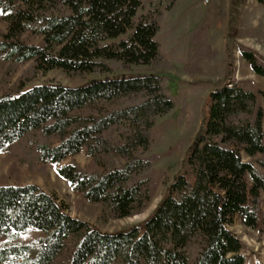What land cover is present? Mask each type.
Returning <instances> with one entry per match:
<instances>
[{
    "label": "trees",
    "instance_id": "1",
    "mask_svg": "<svg viewBox=\"0 0 264 264\" xmlns=\"http://www.w3.org/2000/svg\"><path fill=\"white\" fill-rule=\"evenodd\" d=\"M162 1L139 13L143 0H0L7 22L0 152L37 130L58 140L35 139L44 162L84 152L88 165L65 163L57 174L113 218L143 211L154 196L155 129L177 107L158 38L173 1ZM242 56L264 78V59L250 49ZM54 68L99 77L76 87L38 83ZM184 165L151 215L117 232L73 216L38 184H0V264H248L229 226L237 216L251 228L261 221L264 107L257 93L230 77L212 89Z\"/></svg>",
    "mask_w": 264,
    "mask_h": 264
},
{
    "label": "rangeland",
    "instance_id": "2",
    "mask_svg": "<svg viewBox=\"0 0 264 264\" xmlns=\"http://www.w3.org/2000/svg\"><path fill=\"white\" fill-rule=\"evenodd\" d=\"M159 1L162 0H143L139 13L155 8ZM171 1L158 38L170 64L165 71L169 92L175 97L177 107L161 117L155 129V150L159 154L156 162L158 188L147 207L131 216L113 218L102 206L73 191L58 176L57 168L73 161L86 166L89 157L82 152L61 163L42 161L35 139L52 144H57L58 140L44 137L40 130L14 143L12 152H0V184H38L54 193L73 216L103 231H122L142 224L163 199L175 176L185 169L186 151L204 124L212 89L221 87L230 77L256 92L264 107V93L260 92L264 90V78L257 75L242 56V50L250 49L264 59V0H163V7ZM6 30L7 22L0 17V38ZM34 41L41 42V37L35 36ZM196 61L201 67L195 65L191 71V63ZM28 65L19 67L10 86ZM2 73L0 65V80ZM98 77V74L70 75L62 68H54L40 75L38 83L76 87ZM4 92L5 88H1L0 95ZM258 167L264 172L263 166ZM262 196L261 221L257 228L246 226L239 216L229 226L242 240L248 264H264V194ZM5 242L6 239L0 238V245ZM19 262L27 264L28 260Z\"/></svg>",
    "mask_w": 264,
    "mask_h": 264
}]
</instances>
